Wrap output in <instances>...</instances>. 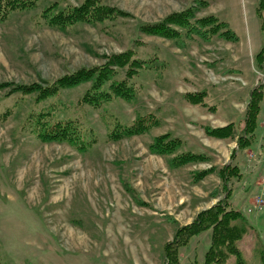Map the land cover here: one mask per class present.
Masks as SVG:
<instances>
[{"label":"rangeland","instance_id":"obj_1","mask_svg":"<svg viewBox=\"0 0 264 264\" xmlns=\"http://www.w3.org/2000/svg\"><path fill=\"white\" fill-rule=\"evenodd\" d=\"M82 1L38 0L0 22V264H162L164 245L178 226L223 196L219 169L229 162L244 171L242 178L231 179L232 206L242 210L264 243V208L249 212L264 161L254 164L246 154L252 150L264 157V101L255 142L238 151L234 161L235 140L208 136L203 128L234 122L239 134L250 92L264 84V72L254 61L264 43L257 0H207L199 9V17L214 13L229 21L238 42L220 36L175 41L140 30V24L159 21L196 0H104L124 14L65 29L42 17L55 2L63 8ZM128 48L140 59L158 57L163 66L143 69L131 80L138 89L133 101L88 104L82 98L91 82L44 100L17 90L20 84H45L102 65ZM126 70L119 69L117 79ZM203 89L209 92L206 106L181 96ZM151 112L160 116L159 126L109 139L115 122L129 124ZM39 119L80 121L92 146L82 152L68 141H43ZM167 132L184 139L181 151L204 153L209 160L172 167L173 155L149 148ZM212 166V173L197 179V171ZM211 234L204 231L181 248L183 264L203 260ZM256 241L255 234L241 241L249 264H261Z\"/></svg>","mask_w":264,"mask_h":264},{"label":"trees","instance_id":"obj_2","mask_svg":"<svg viewBox=\"0 0 264 264\" xmlns=\"http://www.w3.org/2000/svg\"><path fill=\"white\" fill-rule=\"evenodd\" d=\"M38 0H0V22L5 21L16 11L28 10L37 5ZM197 4L188 6L181 11H173L163 19L156 22L140 24L141 31L163 36L175 41H181L187 37L193 39L200 37L211 41L215 36H220L227 41L238 42L240 36L231 26L229 21L222 20L217 14L198 16L200 7L209 4L207 0H196ZM58 2L49 5L43 11L42 17L47 19L53 26L65 29L76 22H100L123 15L124 12L104 0H83L79 5L67 4L58 8ZM256 15L260 22V30L264 38V0H257ZM256 67L264 72V43L254 57ZM160 60H145L136 57L133 48L122 52L113 53L107 57L102 65L83 67L72 73L52 81L20 84L17 90L23 94H36V99L44 100L58 94L61 89L77 86L81 83L91 82L83 96V101L100 106L117 98L133 101L138 91L131 80L139 75L143 69L158 70ZM126 68L123 79H117L119 69ZM182 98L192 104L207 105L206 98L209 96L207 89L201 91L184 92ZM264 101V84L260 81L250 92L243 120L241 132L237 133V125L230 122L223 126L205 125L203 128L208 136L217 139H233L236 147L232 150L230 159L234 161L239 150L249 148L256 139V129ZM161 123L158 114L151 112L140 115L132 123L115 122L109 133L110 140H120L125 137L141 135ZM38 135L43 141H68L84 152L92 146V140L86 138L84 126L77 120L36 121ZM97 139V138H95ZM185 141L180 136H173L171 132L157 135L149 148L152 153L173 155L169 162L174 168L182 167L190 163L208 161L209 157L204 153L192 150L181 151ZM181 151V152H179ZM214 171L209 167L196 172L198 180L205 178ZM224 194L212 206L199 211L194 219L178 226L172 240L164 245V261L162 264H183L181 261V248L187 246L191 239L204 231L212 230L211 242L204 254L203 260H195L193 264H249L241 241L248 235H256V250L259 253L261 264H264V243L257 235L254 226L242 210L232 206L234 196L230 186L233 177L242 178L243 172L238 164L229 162L219 169Z\"/></svg>","mask_w":264,"mask_h":264},{"label":"built area","instance_id":"obj_3","mask_svg":"<svg viewBox=\"0 0 264 264\" xmlns=\"http://www.w3.org/2000/svg\"><path fill=\"white\" fill-rule=\"evenodd\" d=\"M249 160L253 161L254 164L260 163L264 161V157L262 156V159L260 157V154L257 155L256 152L250 151L249 152ZM264 165V164H263ZM264 208V167L262 170V177L260 180L259 188H258V194L255 196L254 199V207L249 209V212H260Z\"/></svg>","mask_w":264,"mask_h":264},{"label":"crops","instance_id":"obj_4","mask_svg":"<svg viewBox=\"0 0 264 264\" xmlns=\"http://www.w3.org/2000/svg\"><path fill=\"white\" fill-rule=\"evenodd\" d=\"M261 47H262V46H261ZM261 47H260V48H261ZM259 50H260V49H259ZM259 50H258V51H259ZM258 51H257V52H258ZM255 55H256V54H255ZM221 126H223V125H221ZM244 150H246V149L239 150V154H240V152H242V151H244ZM249 151H251V150H247V152H249ZM246 154H248V153H246ZM251 162H253V161H251ZM242 172H244V171H242ZM260 180H261V178H259V181L257 182V186H256L257 188L255 187L257 190H258V187H259V184H260Z\"/></svg>","mask_w":264,"mask_h":264}]
</instances>
